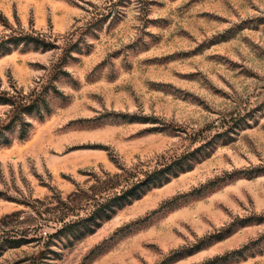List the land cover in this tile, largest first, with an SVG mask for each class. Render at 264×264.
Returning a JSON list of instances; mask_svg holds the SVG:
<instances>
[{"label": "rangeland", "instance_id": "374dc122", "mask_svg": "<svg viewBox=\"0 0 264 264\" xmlns=\"http://www.w3.org/2000/svg\"><path fill=\"white\" fill-rule=\"evenodd\" d=\"M15 88L50 110L0 144L11 238L53 232L32 205L91 171L202 150L94 232L0 264H264V0H0V91Z\"/></svg>", "mask_w": 264, "mask_h": 264}, {"label": "trees", "instance_id": "16d2710c", "mask_svg": "<svg viewBox=\"0 0 264 264\" xmlns=\"http://www.w3.org/2000/svg\"><path fill=\"white\" fill-rule=\"evenodd\" d=\"M21 39L44 48L50 46L45 39L32 35H21ZM0 104L8 107L5 116L0 119V144H10L12 142L10 132L14 130H17L19 138L24 139L31 126L28 116L35 114L43 116L44 112L50 110L46 91L39 89L30 92L16 88L14 92L2 90ZM201 150L202 146L171 161L163 160L154 167L119 165V170L114 173L107 170L91 171L90 177L83 184H77L76 188L67 195L57 192L50 197V200L36 199L32 206L40 226H51L54 231L46 232L45 236L40 231L39 238H27L25 235L11 238L6 229L12 227V223L4 222L1 225L4 229H0L2 233L0 254L8 247H20L38 240V242L43 241L39 254L46 255L55 252L51 247L55 239L67 237L71 243V236L83 237L94 232L105 220L111 218L118 208L141 198L153 187L164 184L180 169L192 168L191 157ZM19 213L18 211L15 215ZM242 251L243 249L240 250Z\"/></svg>", "mask_w": 264, "mask_h": 264}]
</instances>
